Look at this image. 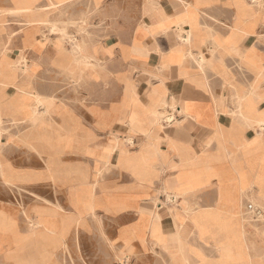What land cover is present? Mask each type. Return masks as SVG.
<instances>
[{"label": "crops", "instance_id": "crops-1", "mask_svg": "<svg viewBox=\"0 0 264 264\" xmlns=\"http://www.w3.org/2000/svg\"><path fill=\"white\" fill-rule=\"evenodd\" d=\"M50 2L63 4L50 8ZM31 5L39 10V17L47 16L54 23L66 22L68 16L79 20L94 11L92 23L103 30L102 37L105 31L109 34L104 40H84L92 64H85L78 54L62 56L56 46L60 37L48 34L46 24L31 26L27 16L13 14ZM64 10L66 16L61 17ZM15 75L14 86H0V191H32L51 205L71 210L37 208L30 221L39 227L22 231L11 207L14 200L20 204L18 198H0V257L5 264H53L71 230L81 226L83 209L77 201L72 203L70 192L78 189L82 174L91 185L101 171L97 179L105 189L97 188L88 207L117 224L113 243L134 264H161L154 258L158 253L171 264L148 236L145 245L134 241L131 251L120 238L136 233L138 221L151 220L155 226L158 216L164 234L173 236L177 231L171 204L161 193V181L167 177L178 189L213 178L212 186L188 197L190 203L203 207H223L217 200L216 181L220 185L240 181L246 197L264 206V131L256 126L264 120V0H98V4L96 0H0V77ZM127 81L133 86L128 87ZM37 98L44 105H38ZM163 101L174 102L180 110L171 124L162 121L169 126L166 139L149 132L152 114L162 110ZM34 110L43 123L39 131L28 120ZM244 113L249 117L246 121ZM131 125L148 140L131 133ZM114 138L129 151L147 148L148 152L131 157L110 145ZM46 139L53 145H47ZM120 153L137 167L141 163V177L133 167L117 166ZM99 155L110 156L109 163ZM256 174L262 178L256 180ZM30 193L25 196L30 198ZM104 196L125 200L134 208L111 212ZM34 200L23 203L34 205ZM158 200L163 207L160 213ZM181 218L190 230L184 215ZM254 234L248 229L253 242L250 254L263 256L264 237ZM222 236L216 232V238ZM187 243L207 256L211 253L197 241V245Z\"/></svg>", "mask_w": 264, "mask_h": 264}, {"label": "rangeland", "instance_id": "rangeland-1", "mask_svg": "<svg viewBox=\"0 0 264 264\" xmlns=\"http://www.w3.org/2000/svg\"><path fill=\"white\" fill-rule=\"evenodd\" d=\"M60 4L63 3L50 2L48 6L50 8H57L58 6H61ZM78 4L79 6H82L83 2L79 1ZM96 4H98V0H96ZM109 7L110 6H108L107 8ZM27 9L28 10L26 12L18 10L13 11V14L27 16L29 18L28 23L31 26L39 22H41L42 24H46L48 34L57 35L61 38L57 39L56 46L62 56H68L70 58L72 57V54H78L81 56V54H85L88 52V47L86 45V42L84 41L85 39L104 40L109 34L108 31H105L104 34L106 35L102 37L103 30L99 29L97 24L95 25L94 23H92L90 18L92 17L94 11H92L90 14H84L81 18H79V20H72L71 17L68 16L66 22L62 21L54 23L53 21L48 20L47 16H45L44 18L39 17V10L32 7V5L28 6ZM104 9L106 8L104 7ZM54 11H57V9L51 10V12ZM61 13V17L66 16L65 10ZM80 42L82 43L84 50H86L87 52L77 49V45ZM63 43L68 49H70L69 51L64 47ZM94 50L96 51V48H94ZM90 57L92 59V56ZM81 58L85 60V64H92L90 62L91 59L86 60L82 56ZM23 70H25V68H23ZM16 80V75L11 79L0 77V83L6 84L7 86H14L16 84ZM83 80L84 79L80 76L77 79V84L81 85L82 83H84ZM126 84L128 85V87L133 86L130 81H127ZM0 86L6 87L5 85ZM131 89H133V87ZM235 100L236 102L238 101V99L236 98ZM37 102L38 105H44V102L42 100H39V98H37ZM174 105V102H172V104H170L168 101L163 102L161 107L162 110L164 109L163 113L165 114L161 121L170 122L171 120H175V118L172 117L170 113H168V115L166 114V111L167 109H169V107L172 109V113L174 112ZM36 112L37 111L34 110L33 115L28 120L34 123V131H39L43 128V123L41 122V116ZM47 112H50V109H47ZM1 113L2 110L0 109V114ZM221 116L223 117V114H221L220 117ZM131 117L132 116H130V118ZM130 121L132 124L133 120ZM0 123L1 137L3 133V130L1 128L2 121ZM164 127L167 130L169 128V126L167 125ZM129 131L131 133L137 132L145 136L144 132L135 125H131L129 127ZM162 133L165 132L162 131ZM30 136L31 134H29L28 137ZM145 137L148 140V137ZM45 143L47 145H53V143L49 139H46ZM110 145H114L115 147H117V150L124 151L131 157L146 154V152H148L147 148H143L138 153L129 151L125 149L117 139L114 140V142L111 141ZM89 151L90 149L86 147L84 152L88 153ZM118 156L125 157L122 153L118 154ZM109 157H103V155H99V159L105 161V163H109ZM120 159L121 158H119V160ZM98 161L99 160L96 161L97 170H99ZM124 167H126V165ZM168 169L170 171H173L172 168ZM139 170L136 169V172L134 171V174L137 177H141ZM100 172L101 171H98L97 176H100ZM97 176L95 177V183L87 185L86 181L88 177L86 174H82L78 180V189H74L70 192L71 196L74 198L72 203H75L77 201L79 208L83 209L82 222L81 226H75L74 229L71 230L69 236L66 239V246L57 252L53 259V264H134L132 257L123 254L120 245H115L113 243L114 239L113 235L111 234H113V232L117 228V224L106 218L101 219L103 216L101 212L97 210L93 211V209L90 210L88 207L90 199H92V197H96L95 195L98 194L97 188L101 187L100 192L101 190L105 189L103 185L99 183ZM254 178L256 180H260L262 178V174H256ZM212 179L209 178L206 184H203L202 182L194 185L188 184L182 189L177 188L178 186H176L174 182H172V177H167L162 180L161 193L165 195V201L171 204L170 211L173 216V221L178 228L177 231L173 234V236H167L163 232V223L156 222V225L154 226V223H152L151 220H141L138 221V223L135 225V227L137 228L136 233L128 232L127 235L120 237L125 247L129 248V251H131L134 241H140V243L145 245L147 241L146 236H148L151 242H153L156 246L162 248L166 252V254L170 258L171 264H178L179 260H183V258L185 257L188 259V262L190 264H264V255L252 256L250 254L251 245L253 242L248 238V229L253 230L255 232V236L264 237V206H260V210H262L261 212H263L261 216L262 220L260 222H254L253 215L252 218L249 217V213L251 212L249 205H253V202L246 197V192L245 190H242V183H240V181L238 183H236L237 181H234V183L222 185H220L216 181L218 192L217 200L219 201V204L223 205V207L217 208L215 204L213 206L203 207L199 203L195 204L189 202V196L194 197L200 189L212 186ZM22 190L24 189L11 188L10 192H7L6 190L0 191V198L5 201H9L7 200L8 198H12V200H14V197L18 198L20 204H18L17 201L14 200L15 205H11V207L13 209V216L18 222L22 231H25L27 228L29 230H33L39 227L33 221H29L30 218L35 217L34 211L37 208L55 209L59 206L62 207L66 212H70L71 210V207L69 206L51 205L48 200L33 195L32 191L25 192ZM29 192H31L30 194H32L30 198L28 196H25L28 195ZM33 197L36 204L24 205L23 202H32ZM104 201L105 203L109 202L113 205V207H118L122 211L127 208H134L130 206L125 200H119L115 197L104 196ZM157 203L160 204L157 210V212L160 213L163 207L161 206L162 204L159 200L157 201ZM137 210L142 214L145 213L140 208H137ZM118 212L119 211H117V213ZM182 215H184V219L189 222L191 227L190 230L185 227L186 223L182 220ZM216 232L221 233V235L223 236L220 238H216ZM188 234L195 235L187 238V241L190 244L197 245V241L206 249L211 250L209 256H207L203 250L197 249L196 247L189 245L186 242L185 238L188 236ZM184 251L186 254L184 253ZM188 251L190 253H188ZM154 258H156L157 261L161 264H168L169 262L168 259L161 253L155 254ZM0 264H5L1 257ZM179 264L181 263L179 262Z\"/></svg>", "mask_w": 264, "mask_h": 264}, {"label": "bare ground", "instance_id": "bare-ground-1", "mask_svg": "<svg viewBox=\"0 0 264 264\" xmlns=\"http://www.w3.org/2000/svg\"><path fill=\"white\" fill-rule=\"evenodd\" d=\"M254 1H256V0H254ZM186 2V1H185ZM77 4V3H76ZM90 5V4H89ZM175 8V7H174ZM26 12V11H25ZM4 15V14H3ZM62 15V14H61ZM147 15V14H146ZM186 38H188V37H186ZM191 41V35H189V39L186 41V42H190ZM76 42V41H75ZM77 49L78 50H80V51H84V52H87L86 50H84V48H83V45H82V43L80 42L78 45H77ZM89 54H88V52L87 53H85V54H81V56L83 57V58H85L86 60H89V59H91V57L90 56H88ZM191 57V56H190ZM207 71V70H206ZM262 76V75H261ZM263 77V76H262ZM0 85H5V86H7L6 84H2V83H0ZM251 93V92H250ZM236 98V97H235ZM245 100V99H244ZM164 102V101H163ZM163 102H162V104H163ZM162 104L160 105V107L162 106ZM0 105H2V98H1V95H0ZM164 110V109H163ZM163 110H160V109H157V110H154V113L152 114V116H153V122H154V125H153V127H152V129L149 131V132H155V133H157V134H159V135H162V137L164 138V139H166L167 138V135H168V132H167V129L163 126V123H162V118L164 117V114L165 113H163L164 111ZM173 110H174V112L172 113H170L171 114V116L172 117H174L175 118V115L176 114H180V110H178L177 108H176V105H174V107H173ZM189 110V109H188ZM238 110H240V109H238ZM239 112V111H238ZM166 114L168 115V112L166 111ZM222 114V113H221ZM219 112H216V115H217V117H220V115H221ZM163 115V116H162ZM187 115V114H186ZM235 115V114H234ZM196 118V117H195ZM243 118L245 119V121L246 120H248V117H247V115L244 113L243 114ZM169 119V118H168ZM226 119V118H225ZM229 119V118H228ZM170 120H171V118H170ZM196 120H197V118H196ZM173 120H171L170 122H168V123H170L171 124V122H172ZM175 121V120H174ZM198 121V120H197ZM256 126L261 130V131H264V120H258L257 121V123H256ZM162 131H164L165 133H162ZM146 136V135H145ZM171 139V138H170ZM129 142H131V140H129ZM171 142V141H170ZM229 146V145H228ZM230 147V146H229ZM115 150V149H114ZM190 154L191 155H196V156H199V154L200 153H197V154H194V153H191L190 152ZM231 154V153H230ZM229 154V155H230ZM231 156V155H230ZM119 158H121L120 160H119ZM116 159L117 160H115V161H117V166L118 165H126V167L128 166V167H133L132 168V170H134L135 172H136V169L137 170H139L140 168H139V165L141 166V163H139L138 164V167L137 166H135V164H133L132 162H130L126 157H121V156H116ZM137 165V164H136ZM135 166V167H134ZM178 168V167H177ZM180 169V168H179ZM139 172H140V174L141 175H143V171H141V169L139 170ZM98 175V174H97ZM140 175V176H141ZM100 185V184H99ZM101 188V187H100ZM220 197V196H219ZM264 198V197H263ZM127 202V201H126ZM253 202V205H251L252 206V208H250V210H251V212L249 213V217L250 218H252V215H253V212L254 211H256V210H260L261 208H260V206H261V204L258 202V201H256V200H253L252 201ZM188 203V202H187ZM195 204H198L197 202H194ZM106 205H107V207L109 208V210L110 211H114V212H117V211H119V212H121L122 210L121 209H119L118 207H113V205L112 204H110L109 202H106ZM126 205H127V203H126ZM198 206V205H197ZM156 207V206H155ZM158 207V206H157ZM58 208H59V206H58ZM215 209V208H214ZM260 211H262V210H260ZM261 213H263V212H261ZM88 217V216H87ZM154 217H155V215H154ZM249 218V219H250ZM158 220H156V222H159V223H163L162 222V219H161V216H158V218H157ZM30 221V220H29ZM252 223V222H251ZM149 224V223H148ZM158 224V223H157ZM41 227V226H40ZM161 227V226H160ZM222 227V226H221ZM227 231V230H226ZM52 233V232H51ZM55 233V232H54ZM185 234V233H184ZM5 241V240H4ZM187 242V241H186ZM1 246V245H0ZM2 247H4V246H2ZM6 247V246H5ZM223 248V247H222ZM221 249V248H220ZM8 253V252H7ZM184 253H185V251H184ZM188 253H190L189 251H188ZM186 254V253H185ZM210 258V257H209ZM262 260V259H261ZM179 262L181 263V264H190L189 262H188V259L185 257V258H183V260L181 259V260H179ZM179 262H178V264H179ZM200 263V262H199Z\"/></svg>", "mask_w": 264, "mask_h": 264}, {"label": "built area", "instance_id": "built-area-1", "mask_svg": "<svg viewBox=\"0 0 264 264\" xmlns=\"http://www.w3.org/2000/svg\"><path fill=\"white\" fill-rule=\"evenodd\" d=\"M250 208H252L251 205H249ZM262 213L260 210H256L253 212V221L254 222H260L262 220Z\"/></svg>", "mask_w": 264, "mask_h": 264}]
</instances>
